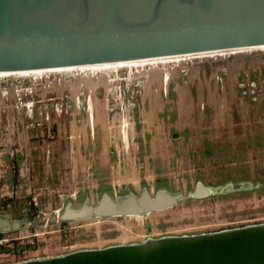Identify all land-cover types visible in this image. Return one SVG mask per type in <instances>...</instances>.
<instances>
[{
    "label": "rangeland",
    "instance_id": "1",
    "mask_svg": "<svg viewBox=\"0 0 264 264\" xmlns=\"http://www.w3.org/2000/svg\"><path fill=\"white\" fill-rule=\"evenodd\" d=\"M114 68L0 76V264L264 222V48ZM143 189L184 199L61 219Z\"/></svg>",
    "mask_w": 264,
    "mask_h": 264
},
{
    "label": "water",
    "instance_id": "2",
    "mask_svg": "<svg viewBox=\"0 0 264 264\" xmlns=\"http://www.w3.org/2000/svg\"><path fill=\"white\" fill-rule=\"evenodd\" d=\"M262 46L264 0H0V73ZM212 194L196 183L186 198ZM183 199L166 190L151 196L143 189L114 200L103 194L94 206H67L61 219L146 215ZM8 264H264V222Z\"/></svg>",
    "mask_w": 264,
    "mask_h": 264
},
{
    "label": "bare ground",
    "instance_id": "3",
    "mask_svg": "<svg viewBox=\"0 0 264 264\" xmlns=\"http://www.w3.org/2000/svg\"><path fill=\"white\" fill-rule=\"evenodd\" d=\"M256 48H261V47H256ZM262 48H264V46H262ZM231 51H233V50H231ZM221 52H223V51H221ZM202 54H207V53H202ZM191 55H196V54L179 55V56H168V57H159V58H152V59L141 60V61L119 62V63H113V64L81 66V67H78V68H69V69H64V70L79 69V70H83L84 71V69H90L92 71V70H96V69H110V68L121 67V66H132V65H135L136 66V64L139 65L140 63H146V62H154L155 63V61H162V60H168V59L170 60L171 58H174V59L177 58L178 59L180 56H191ZM48 71H58V70H36V71H32L30 73L35 74V75H39V74H42L43 72H48ZM17 73L18 74H25V75L26 74H29V72H17ZM6 74L7 73H0V76L1 75H6ZM12 74H14V73H12ZM91 113H92V111H91Z\"/></svg>",
    "mask_w": 264,
    "mask_h": 264
},
{
    "label": "built area",
    "instance_id": "4",
    "mask_svg": "<svg viewBox=\"0 0 264 264\" xmlns=\"http://www.w3.org/2000/svg\"><path fill=\"white\" fill-rule=\"evenodd\" d=\"M5 242V238H3L0 234V246H2Z\"/></svg>",
    "mask_w": 264,
    "mask_h": 264
}]
</instances>
